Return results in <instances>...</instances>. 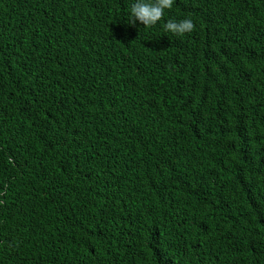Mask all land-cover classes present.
Returning <instances> with one entry per match:
<instances>
[{"label": "trees", "instance_id": "16d2710c", "mask_svg": "<svg viewBox=\"0 0 264 264\" xmlns=\"http://www.w3.org/2000/svg\"><path fill=\"white\" fill-rule=\"evenodd\" d=\"M135 2L0 0V264H264V0Z\"/></svg>", "mask_w": 264, "mask_h": 264}, {"label": "clouds", "instance_id": "9594fccd", "mask_svg": "<svg viewBox=\"0 0 264 264\" xmlns=\"http://www.w3.org/2000/svg\"><path fill=\"white\" fill-rule=\"evenodd\" d=\"M174 0H136L130 9L129 25L135 27L136 23L145 27H152L163 19L165 10L171 9ZM165 30L175 35L191 33L195 24L190 18L174 21L169 19L164 25Z\"/></svg>", "mask_w": 264, "mask_h": 264}]
</instances>
